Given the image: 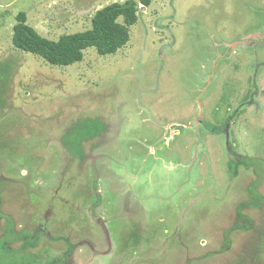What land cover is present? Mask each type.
<instances>
[{"label":"rangeland","instance_id":"rangeland-1","mask_svg":"<svg viewBox=\"0 0 264 264\" xmlns=\"http://www.w3.org/2000/svg\"><path fill=\"white\" fill-rule=\"evenodd\" d=\"M123 1L0 0V264H264V0H135L66 66L12 43Z\"/></svg>","mask_w":264,"mask_h":264},{"label":"trees","instance_id":"trees-1","mask_svg":"<svg viewBox=\"0 0 264 264\" xmlns=\"http://www.w3.org/2000/svg\"><path fill=\"white\" fill-rule=\"evenodd\" d=\"M141 2L148 5L149 0ZM137 5L135 0L105 5L94 13L88 29L63 34L58 39L41 35L27 23L26 13L20 11L13 26L12 43L16 48L35 54L52 65L66 66L79 62L84 51L90 47L100 55L112 54L129 41L130 28L137 19ZM210 129L217 131V128Z\"/></svg>","mask_w":264,"mask_h":264}]
</instances>
